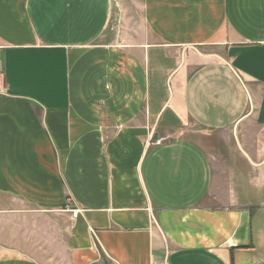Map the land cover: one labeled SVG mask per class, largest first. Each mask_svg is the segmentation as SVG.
Masks as SVG:
<instances>
[{
  "label": "crops",
  "instance_id": "1",
  "mask_svg": "<svg viewBox=\"0 0 264 264\" xmlns=\"http://www.w3.org/2000/svg\"><path fill=\"white\" fill-rule=\"evenodd\" d=\"M165 259L264 264V0H0V264Z\"/></svg>",
  "mask_w": 264,
  "mask_h": 264
},
{
  "label": "built area",
  "instance_id": "2",
  "mask_svg": "<svg viewBox=\"0 0 264 264\" xmlns=\"http://www.w3.org/2000/svg\"><path fill=\"white\" fill-rule=\"evenodd\" d=\"M165 138H159V139H157L156 140V143H161L163 140H164ZM80 208H74L73 210H72V213H73V217H77L78 216V214L80 213ZM151 264H169V262H168V260L167 259H165V260H162V261H159V260H154V261H152L151 262Z\"/></svg>",
  "mask_w": 264,
  "mask_h": 264
}]
</instances>
